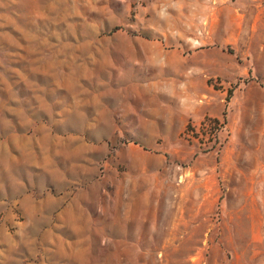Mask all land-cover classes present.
<instances>
[{"label":"rangeland","instance_id":"rangeland-1","mask_svg":"<svg viewBox=\"0 0 264 264\" xmlns=\"http://www.w3.org/2000/svg\"><path fill=\"white\" fill-rule=\"evenodd\" d=\"M0 264H264V0H0Z\"/></svg>","mask_w":264,"mask_h":264}]
</instances>
